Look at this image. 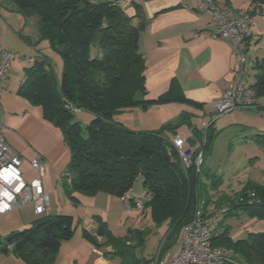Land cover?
Segmentation results:
<instances>
[{
	"label": "trees",
	"instance_id": "16d2710c",
	"mask_svg": "<svg viewBox=\"0 0 264 264\" xmlns=\"http://www.w3.org/2000/svg\"><path fill=\"white\" fill-rule=\"evenodd\" d=\"M252 1L255 10L264 5V0ZM12 2L25 17H38L41 39L49 40L62 57L61 82L49 57L39 54L31 66L25 67L24 80L16 92L41 106L43 118L62 131L70 150L68 170L61 180L64 194L74 203L76 193L105 192L122 197L142 177L147 195L143 209L150 210L154 225L168 226L161 257L191 222L196 209L207 210L210 197L203 200L198 187L203 174L212 179L214 190L220 185L219 176L203 171V160L214 138V122L201 130L183 113L176 122L138 131L115 120V113L125 109L190 101L175 80L157 98L145 97L146 65L139 50L144 18L138 3L133 2L136 14L130 16L118 0ZM247 39L248 36L246 47ZM251 68L256 74L252 88L261 98L264 57L256 58ZM78 110L94 115L85 127L74 120ZM183 124L194 134L187 138L194 147L188 165L173 142ZM200 154L202 162L198 169L196 159ZM229 203L224 217L247 214L264 219V183L246 182ZM95 221L94 233L86 228L82 233L104 256L119 258L122 264H149L153 260L155 254L140 256L133 243L137 240L143 245L151 230L131 229L128 234L117 236L100 216ZM78 224L72 214L42 215L28 227L0 237V254L14 253L27 264H54L62 242L73 237ZM221 228H213L214 245L225 250L219 264H264V231L233 239L228 226Z\"/></svg>",
	"mask_w": 264,
	"mask_h": 264
},
{
	"label": "crops",
	"instance_id": "0c3cea01",
	"mask_svg": "<svg viewBox=\"0 0 264 264\" xmlns=\"http://www.w3.org/2000/svg\"><path fill=\"white\" fill-rule=\"evenodd\" d=\"M8 1L0 0V45L11 52L19 53L20 57L13 59L7 81L8 90L0 96V125L6 141L22 159L21 168L26 179L37 176L31 161L35 157L40 158L44 168L42 182L50 196L49 214L62 213L58 212L60 208L57 205H52L51 194L67 173L70 150L61 129L43 118L41 106L32 104L16 92L24 80L25 67L31 66L39 54L52 58L53 49L49 40L41 39L39 19L36 16L25 17L17 10L12 0ZM215 1L219 5H227L234 12L249 13L253 16L252 21L248 23L250 31L246 47L248 62L252 67L256 58L264 57V5L257 11L252 0ZM133 2L141 5L144 18L139 50L146 65L145 97L155 99L170 88L173 80L177 81L185 98L191 102L161 104V110L169 113L171 121L186 112L187 119L204 130L207 125L205 123L215 122L212 121L216 113L215 100L223 95L232 82L235 56L230 41L220 34L217 18L212 13L200 9L198 0H127L125 12L130 16L136 14ZM135 21L137 22V19ZM254 44L257 53L251 58L249 50ZM258 53L260 54L257 55ZM56 73L58 82H61L58 72ZM187 105L191 106L188 110L184 107ZM236 110H242L240 113L246 112L245 117L249 121L246 127L252 138L256 137L258 141L262 139L264 142V96L258 99V106ZM190 113L199 114L198 118L203 123L199 125L193 121ZM179 130L180 128L175 136L194 137L192 131L191 134L184 135ZM131 191L132 189L129 191L130 196ZM64 198V208L71 211L69 213L79 224L73 237L62 242L54 264H98L102 250L83 236L82 229L86 228L94 233L97 225L95 217L100 216L105 220L102 211L111 212L114 215V223L120 212L131 207L121 197L105 192L95 195L76 193V203L66 195ZM72 204L77 206L72 207ZM30 206L34 212L33 205ZM13 212L3 215L0 219L2 238L14 230L28 227L32 222L14 218ZM106 222L111 226V221ZM161 249L162 244L154 258L160 257ZM169 251L170 249L162 253L160 258L170 259L166 256ZM0 264L27 263L14 253H9L0 254Z\"/></svg>",
	"mask_w": 264,
	"mask_h": 264
},
{
	"label": "rangeland",
	"instance_id": "374dc122",
	"mask_svg": "<svg viewBox=\"0 0 264 264\" xmlns=\"http://www.w3.org/2000/svg\"><path fill=\"white\" fill-rule=\"evenodd\" d=\"M121 1L122 0H118L119 5H121V7L126 10L127 5L122 4ZM254 46L255 44L249 50V55L251 58H254L256 56L255 53H257L255 52ZM51 49H53L52 46ZM51 53L54 55L52 58L49 57L52 63V68L58 72L59 78H62V57L54 49L51 50ZM259 54L260 53L257 55ZM250 70L248 84H252L256 79L255 72L252 70V68ZM160 106L161 104H153L146 109H127L115 113L114 117L116 121L121 122L128 128L138 131L158 129L164 124L176 122L180 118L176 117V119L171 121L172 119H169L170 117H168L169 113L161 110ZM184 107L186 110H188L191 106L187 105ZM178 109H180V107ZM241 111L242 110H234L230 113L222 115L215 113V116L212 119V121L215 120L211 130L214 131V138L211 149L207 151L204 157L203 171L206 170L219 176L220 181L219 178L215 179V181H219L220 185L218 186L217 190H214L211 187L212 179H209L203 174L198 187L203 200L207 199V196L210 197L206 207L207 210L221 209L224 207L229 208L230 200L236 196V192L239 191L248 181L261 184L264 183V142L262 139H259L258 141L255 139L256 137L252 138V135H250L246 127V125L249 124L248 119L245 117L246 112L243 111V113H240ZM198 115L199 114L192 115V113H190L189 116H191L193 121L200 125L203 123V121L201 119V121L199 120ZM93 117L94 115L91 112L82 110V112H76L74 120L79 121L81 125L85 127L89 124ZM165 120L168 121L165 122ZM205 124L208 125V123ZM189 129L190 128L187 124H183L180 127L179 132L184 135L189 133L191 134V130ZM61 188L62 185L58 184L54 192L51 194V203L52 205H57L60 208L58 209V212L71 214L69 213L71 212L69 209L64 208L65 195L64 192L61 191ZM131 196L128 192L121 197L122 200L131 207V209L120 212L115 217L114 223H112L114 215L111 212L107 210L102 211V216L105 219L104 221H111V226L108 225V227L117 236H124L128 234L131 229L140 228L144 230H151L148 231L146 241L143 245H140L141 243H139L137 240L133 242L134 245H136L135 250L140 256L151 257L157 253L160 245L163 243L168 226L167 223L154 225L151 220L152 216L150 210L147 208L144 210L143 205L142 207L137 206V198L141 199L143 204L147 199L142 177H138L135 180L131 191ZM72 205V207L77 206L76 204ZM82 212L83 209L81 208V213ZM90 212L92 211L90 210ZM55 214L60 213H53V215ZM77 214L78 212L76 211V217L78 216ZM12 216L24 221H33L37 218H40V216L33 212L30 205L14 211ZM225 226H228L229 235L233 239L244 238L249 232L264 231V219L251 218L247 214L229 215L226 217L222 215L220 220L215 223L214 229L216 227L224 228ZM181 242L182 232L180 233L179 237L176 238L166 256L171 258L178 249ZM100 255L102 258H104L106 264H122V261L119 258H108L103 255L102 251ZM98 264L100 263L98 262Z\"/></svg>",
	"mask_w": 264,
	"mask_h": 264
},
{
	"label": "built area",
	"instance_id": "2783aa9c",
	"mask_svg": "<svg viewBox=\"0 0 264 264\" xmlns=\"http://www.w3.org/2000/svg\"><path fill=\"white\" fill-rule=\"evenodd\" d=\"M121 2L127 5V0ZM198 4L201 10L212 13L217 18L220 34L230 41L235 56L232 82L223 95L215 100V112L220 115L236 109L258 106L257 93L252 84H248L251 67L245 46V39L250 31L248 23L253 16L234 12L227 5H219L215 0H198ZM19 57V53L11 52L0 45V96L8 90L9 69L13 59ZM173 142L185 164H190L193 147L189 145L187 138L175 136ZM201 162L202 154L196 159L198 169ZM31 165L38 174L28 180L23 175L20 155L6 141L0 125V219L3 215L30 204L33 205L36 215L49 214L50 196L42 182L44 168L40 158L32 159ZM136 204L142 207L143 201L137 198ZM228 209H196L191 222L181 231L182 242L173 256L170 259L156 257L149 264H219L225 250L214 245L213 228ZM100 257L99 263L106 264L104 258Z\"/></svg>",
	"mask_w": 264,
	"mask_h": 264
}]
</instances>
